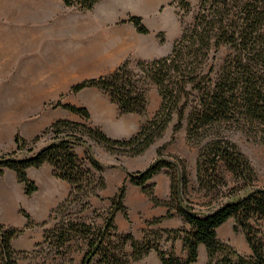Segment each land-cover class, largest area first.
Segmentation results:
<instances>
[{
    "label": "trees",
    "instance_id": "16d2710c",
    "mask_svg": "<svg viewBox=\"0 0 264 264\" xmlns=\"http://www.w3.org/2000/svg\"><path fill=\"white\" fill-rule=\"evenodd\" d=\"M99 1L64 0L66 5L79 9H92ZM172 4L180 8L182 19L191 11L190 0H174ZM129 21L139 32H149L140 16L131 15ZM222 48L227 49L228 54L217 69L210 65V53ZM138 68V72L133 70L131 61L127 60L112 73L74 85L72 91L96 87L118 105L122 114H144L149 105L148 83L156 84L163 97L162 105L139 132L130 138L118 139L88 123L60 119L31 141L17 133L16 150L0 155V173L5 168L15 170L26 193L31 195L38 190V185L29 177L28 169L50 163L54 175L71 185L68 197L52 211L50 218L54 215L58 218L66 207L76 204L80 205V213H84L94 206L93 197L104 200L100 192L106 187L104 171L110 166L98 159L88 137L112 153L141 155L163 135L171 120L172 108L182 99L177 93L180 91L187 99L179 109V121L174 131L182 127V120L192 102L187 116L188 141L201 144L207 140L200 149L197 163L200 189L211 193L218 186L229 185L218 174L221 162L240 185L231 187L225 201L212 202L199 211L186 197L189 184L186 162L174 155L173 160L164 157L165 146H161L158 148L159 157L153 163L143 170L128 172V178L141 187L154 204L168 207L166 217L177 212L189 227L146 228L141 240L132 233L120 232L117 213L121 211L129 219L128 207L124 203L125 181L109 198L110 207L94 206L95 216L92 218L63 215L54 227L45 229L44 240L36 247L51 244V238L59 246H64L77 236L85 246L79 248L83 251L79 264H134L152 251L158 253L163 264H194L199 260L200 245L204 244L208 251L206 264H264V229L257 224L264 221V187L256 185L258 177L250 158L222 130L223 126L241 129L255 123L264 127V0H200L194 21L184 27L171 52L152 61L140 60ZM189 85L190 90L197 93V98L192 101L187 90ZM59 105L86 120L91 118L87 107L69 103ZM42 140L46 142L43 146L28 148ZM78 145L87 147L84 157L76 152ZM164 168L168 169L172 180L169 200L158 198L155 185L150 182ZM22 212L28 218V226L36 225L29 213ZM232 217L235 231L244 232L252 249L251 255L242 254L231 243L218 237V228ZM162 219L155 218L148 225ZM45 224L47 221L39 225ZM23 230L0 224V264H17L16 256L28 252L16 251L11 244ZM178 239L183 241L185 257L178 255L174 246L167 248L165 245ZM129 244L131 251L127 250ZM56 253L63 252L58 249Z\"/></svg>",
    "mask_w": 264,
    "mask_h": 264
},
{
    "label": "rangeland",
    "instance_id": "374dc122",
    "mask_svg": "<svg viewBox=\"0 0 264 264\" xmlns=\"http://www.w3.org/2000/svg\"><path fill=\"white\" fill-rule=\"evenodd\" d=\"M173 1L161 0L156 2L150 11L144 12L141 8H135L134 5L138 0H100L92 9L70 7L65 4L64 0H0V53H10V56L14 57V61L8 60L12 68L8 69L7 73L2 72L0 82L10 86L21 80L24 85L21 103L23 122L25 124L37 121L46 123L39 129L40 131L38 128L33 131L27 130L23 125V128L16 129V134L21 133L25 139L31 141L53 122L65 119L56 118L58 115H62L65 110L76 114L82 121L69 120L92 123V115L90 120H86L59 103L87 107L83 102L89 101L94 96L89 93L96 90L103 95L102 97H108L112 102L111 98L99 88L90 87L96 90L86 91L87 88H85L79 92H73L72 87L86 79L112 73L127 60L131 61L132 69L138 72L140 71L138 68L140 60L152 61L169 54L176 34L179 31L182 33L184 27L194 21L200 3V0H190L191 11L182 19L180 18L181 10L177 4H172ZM171 8L174 9V14L168 13ZM131 15L140 16L149 28V32H139L129 21ZM151 39L153 40L151 41ZM144 40L150 42L146 43ZM140 41L143 42L142 47L138 46ZM154 41L157 42V46L153 45ZM144 43L148 45L145 47ZM150 43L153 46L149 47ZM227 54L225 48L217 52L212 50L210 65L213 64L215 68L219 69ZM116 56L121 57L122 61L113 65L112 61ZM32 76L34 79L27 83V79ZM32 83L39 86L37 88V105L35 104L34 89H31ZM187 87L190 101L195 100L197 93L190 90V85ZM177 93L182 95V99L177 106L172 108L171 120L163 135L152 144L153 150H148V152L151 151V154L149 153L150 161L146 167L159 157L158 148L161 146H165L164 157L170 160L175 159L174 156L183 159L186 162L189 176L186 197L195 209L201 211L212 202L225 201L231 187H238L240 184L235 182L233 174L227 169L225 163L221 162L218 174L229 185L218 186L211 193H208L207 189H200L197 163L200 149L207 140L201 144H192L188 141L187 116L194 104L192 102L186 110L182 127L176 132L174 131V127L179 121V109L187 99L183 92ZM148 99L147 111L144 114H137L142 116L141 126L153 119L162 105L163 97L159 87L152 82L148 83ZM5 101L7 104L0 106V116L6 110L10 111V108H14L16 111L20 108L18 105H11V100L8 98ZM80 102L83 104H79ZM222 130L250 158L258 177L256 185L264 187V127L255 123L248 124L241 129L223 126ZM88 142L92 146L100 144L90 137H88ZM39 145V143L30 144L28 148L36 149ZM148 152L141 155H146ZM3 153L0 152V155ZM24 154L25 152L22 153V155ZM110 154L117 160L125 156L134 157L118 151L110 152ZM93 207L84 213H80L78 204L66 207L63 212L59 213L58 218H55V215L54 218H50L47 228L54 227L65 214L72 218L81 216L92 218L95 216ZM257 224L264 229L263 220ZM42 226L45 227L46 224ZM51 240V244L45 243L28 251V254L17 255V264H75L76 258L83 257V251L79 248H85L84 242L77 236L64 246H59L52 238ZM58 249L63 253L57 254ZM196 264H200V261H197Z\"/></svg>",
    "mask_w": 264,
    "mask_h": 264
},
{
    "label": "crops",
    "instance_id": "0c3cea01",
    "mask_svg": "<svg viewBox=\"0 0 264 264\" xmlns=\"http://www.w3.org/2000/svg\"><path fill=\"white\" fill-rule=\"evenodd\" d=\"M109 6L112 7L111 5ZM168 13L174 14V9L171 8ZM178 33L176 34L175 40L181 34L180 31ZM152 40L153 39H151V41ZM144 41L146 43L150 42L149 40ZM146 43H144L145 47L148 45ZM156 43L157 42L154 41L153 45L157 46L158 44ZM151 45L152 43H150L149 47H151ZM138 46L142 47L143 42L140 41ZM8 60L10 62L14 61V57H11L10 53H0V75L2 72L7 73V70L12 68ZM121 61L122 58L116 56L112 64L117 65ZM33 78L34 76L28 78L27 83H30ZM16 82L10 86H7L4 82H0V106H5L7 104L5 100L8 98L11 100V105H18L20 107L17 111L14 108H10V111L6 110L5 113L0 116V152L4 153L16 150L17 145L15 138L16 129L18 127L23 128V125H25L27 130L33 131L36 128H38V130L41 129L46 124L43 123V121H37L36 123L31 122V124H25V122H23L24 116L21 103L23 97L22 88L24 85L21 80ZM36 87L38 88L36 83L31 84V89H34L35 104L37 105L38 91ZM85 90L96 89L87 88ZM89 94L94 96L89 101L83 103L91 112L92 123L90 124L92 126L99 127L108 136L118 139L130 138L140 130L142 124L141 115H137L136 113L122 114L118 105L112 103L108 97H102L103 95L97 90ZM83 103L80 102L79 104ZM56 118L81 120L79 116L66 110L63 111L62 115L60 114ZM25 137L27 138V136ZM45 143L46 142L42 140L39 142V147L43 146ZM92 147L98 159L104 164L110 165L104 171L106 187L100 192L104 200L97 197L92 198L94 206L110 207L111 201L109 198L117 193L119 187L125 181L127 182V192L124 203L128 207L129 219L126 218L123 212L120 211L117 213L116 223L120 232L132 233L137 239L141 240L144 236L143 231L146 228L158 230L189 227L182 215L177 212H174L172 217H166L168 207L154 204L152 199L143 192L142 188L133 184L128 178V172L142 170L148 165L150 161L149 153L151 152H148V150H153V145L146 151L148 152L146 155L134 157L125 156L120 160L115 159L102 144H93ZM75 150L80 157H84L87 147L78 145ZM28 175L38 185V190L31 195L26 193L25 185L19 180L15 170L5 168L4 172L0 173V224L24 229L21 234L12 239L11 244L16 251H32L36 248V245L44 239V229L48 227V224H46L45 227H41L39 224L50 220L52 211L68 197L71 190L70 183L54 175V168L50 163H44L40 167H30L28 169ZM150 182L155 185V194L158 198L162 200L170 199L172 180L167 168L161 170ZM22 210H25L31 215L36 225L28 226V218L24 215ZM160 217H163L160 222L148 225V222ZM234 226L235 219L233 217L229 218L218 228V237L223 241L231 243L242 254L251 255L252 249L247 242L244 232H236ZM165 245L167 248L174 246L178 255L182 257H185L187 254L184 250L182 239H178L175 242H167ZM127 250H132L131 244L127 246ZM81 258L82 257L76 258L75 264H79ZM207 260V248L204 244H201L198 261H200V264H206ZM134 264L163 263L158 253L152 251L147 257Z\"/></svg>",
    "mask_w": 264,
    "mask_h": 264
},
{
    "label": "bare ground",
    "instance_id": "6f19581e",
    "mask_svg": "<svg viewBox=\"0 0 264 264\" xmlns=\"http://www.w3.org/2000/svg\"><path fill=\"white\" fill-rule=\"evenodd\" d=\"M160 0H138V2L135 3V8H141L144 10V12L150 11L152 8H154V5L156 2H159ZM157 5V4H156ZM132 8V7H131ZM33 26V25H32ZM40 26V25H39ZM39 32V31H38ZM25 34V33H24ZM33 60V59H32ZM27 73V72H26ZM34 79V78H33ZM25 84V83H24ZM45 85V84H44ZM39 87V86H38ZM41 87V86H40ZM37 88V87H36ZM28 100V99H27Z\"/></svg>",
    "mask_w": 264,
    "mask_h": 264
}]
</instances>
